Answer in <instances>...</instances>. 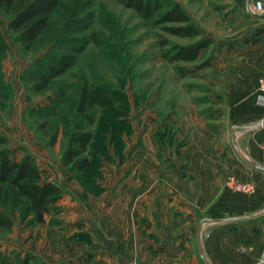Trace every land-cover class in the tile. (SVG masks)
Listing matches in <instances>:
<instances>
[{"label":"rangeland","instance_id":"1","mask_svg":"<svg viewBox=\"0 0 264 264\" xmlns=\"http://www.w3.org/2000/svg\"><path fill=\"white\" fill-rule=\"evenodd\" d=\"M163 1L165 10L169 4L184 10L197 36L170 35L164 27L178 25L160 24L157 17L145 21L115 0H91L88 12L93 17L88 30L97 35L103 49L87 46L77 66L56 80L51 90L40 94L32 92L26 77L31 68L38 70L33 64L41 57V48L23 50L15 34L7 30L8 17L0 11L1 33L7 45L0 59V136L6 139L11 157L19 160L30 155L42 176L63 191L44 224L20 220L16 214L12 229L0 234V252L13 261L102 264L97 260L102 256L101 232L113 230L103 228V222L114 215L118 205L133 203L136 190L148 188L153 178L149 171V178L141 176L135 182L134 169L140 159H163L174 152L176 159L193 162L199 157V146H206L223 164L222 191L238 192L230 188L234 182L251 184L229 172L227 159L264 179V163L253 169L236 157L230 139L236 126L229 116L233 93L240 90L246 68H255L254 63L246 62L245 51L251 47L247 41L254 30L264 28V12L255 13L252 0ZM263 39L264 35L258 37L264 47ZM197 41H205L207 46L195 61L169 62L174 46ZM80 78L101 85L115 101L114 108L99 109L95 115L91 127L94 139L89 147L93 157L88 154L91 165L84 172H78L75 164L62 163V136L53 146H46L41 138L48 141L49 127L40 128L45 121H52L45 117V108L52 104L56 88L78 85ZM261 78L257 79V92ZM71 94L66 91V96ZM65 108L67 105L60 104L57 110L65 113ZM234 143L243 157L250 154L252 144L264 156V128L239 129ZM193 146L198 147L197 153ZM245 217L249 218L233 222L234 231L264 221V213ZM95 244L98 247L93 248ZM110 264L121 262L115 258Z\"/></svg>","mask_w":264,"mask_h":264},{"label":"crops","instance_id":"2","mask_svg":"<svg viewBox=\"0 0 264 264\" xmlns=\"http://www.w3.org/2000/svg\"><path fill=\"white\" fill-rule=\"evenodd\" d=\"M259 1L264 4V0ZM245 57L255 68H246L242 86L232 96L229 116L230 123L236 127L264 119V106L257 99V79L264 77L262 43H252ZM199 147H191L195 153L197 149L200 152L193 162L176 159L174 152H168L163 159H140L134 169L135 182L141 176L148 177L149 171L153 178L150 177L148 188L136 190L133 203L118 205L114 215L103 222V228L113 229V233L101 232L102 256L97 260L102 264H110L115 258L121 264H257L261 261L264 221L236 231L233 222L239 221V217L264 213V179L259 180L247 167H239L234 159H227L229 172L244 182L251 181L254 194L222 191V162L215 159L212 149ZM245 157L258 167L264 163V156L254 144Z\"/></svg>","mask_w":264,"mask_h":264},{"label":"trees","instance_id":"3","mask_svg":"<svg viewBox=\"0 0 264 264\" xmlns=\"http://www.w3.org/2000/svg\"><path fill=\"white\" fill-rule=\"evenodd\" d=\"M115 1L145 21L157 17L155 21L160 24L178 25L164 27L170 35L182 38L197 36L194 24L178 4H169L165 10L163 0ZM90 7L91 0H0V11L8 17L7 30L15 34L20 47L25 51L41 48L38 53H42L41 57L33 64L38 70L31 68L26 77L33 93L51 90L56 80L77 66L79 56L87 46L103 49L97 35L89 34L93 17L88 12ZM76 34L80 37H72ZM262 35L264 28L255 29L247 43H257ZM206 46L205 41L174 46L169 62H193ZM6 50L0 27V59ZM79 83L71 87L61 84L56 88L52 104L45 108V117L52 121H45L40 128L49 127L48 141L41 138L46 146H53L61 135L62 163L75 164L78 172H84L91 165L88 154L94 139L91 127L95 115L99 109L114 108L115 101L101 85L89 83L85 78H80ZM68 90L72 91L71 96H66ZM60 104L67 105L65 113L61 112L63 109L57 110ZM62 193L59 185L42 176L33 157L25 155L19 160L11 157L6 149V139L0 136V234L12 229L16 214L20 220L30 219L44 224L45 217L55 210ZM28 262L26 259L13 261L0 252V264Z\"/></svg>","mask_w":264,"mask_h":264},{"label":"built area","instance_id":"4","mask_svg":"<svg viewBox=\"0 0 264 264\" xmlns=\"http://www.w3.org/2000/svg\"><path fill=\"white\" fill-rule=\"evenodd\" d=\"M252 9L255 13H263V6L261 1L259 0H252ZM258 103L261 106H264V77L261 78L258 82ZM230 188L234 191H238V192H242L245 194H253L254 193V186L252 184H248V183H238V182H234L231 183Z\"/></svg>","mask_w":264,"mask_h":264},{"label":"water","instance_id":"5","mask_svg":"<svg viewBox=\"0 0 264 264\" xmlns=\"http://www.w3.org/2000/svg\"><path fill=\"white\" fill-rule=\"evenodd\" d=\"M260 128H264V121L260 122V123H257L255 125H252V126H247V127H236L232 133H231V145H232V148H233V151L236 155V157L246 166L250 167V168H253V169H259V167L251 162H249L245 157H243V155H241V153L239 152L237 146L235 145L234 143V134L237 130L239 129H243V130H255V129H260ZM240 219H247L249 217H239ZM209 221L211 222H224L226 221V219H210ZM200 231V229H199ZM197 244H198V250L199 252H201V247H200V243H199V232H198V235H197ZM264 260V256L263 258L261 259V261H259L257 264H262ZM204 264H207V263H204Z\"/></svg>","mask_w":264,"mask_h":264}]
</instances>
